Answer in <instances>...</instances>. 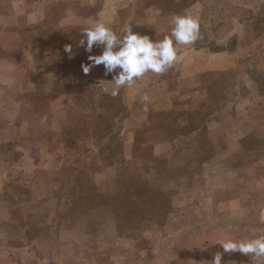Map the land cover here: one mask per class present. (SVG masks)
Here are the masks:
<instances>
[{"label":"crops","instance_id":"crops-1","mask_svg":"<svg viewBox=\"0 0 264 264\" xmlns=\"http://www.w3.org/2000/svg\"><path fill=\"white\" fill-rule=\"evenodd\" d=\"M184 14L199 16L201 39L180 46L181 59L167 72H149L115 97L109 94L115 73L105 75L103 65L83 73L81 64L89 63L87 56L102 52V47L94 46L92 53L78 47L83 29L93 23L103 21L121 37L131 25L133 32L158 41L170 34L173 16ZM65 44L72 45L71 57ZM178 90L204 96L221 92L230 101L241 91L247 95L230 105L216 94L213 101L195 102L190 97L174 101ZM261 100L264 0H0V264H176L185 256L181 247L186 242L174 235L191 236L197 225L206 223V199L194 201L199 210L194 215L184 196H171L165 218L189 221L165 239H156L161 233L151 227L135 240L118 233L111 212L112 189L127 182L130 166L142 169L143 151L150 152L151 161L164 170L167 159L185 153L184 146H190L208 123L220 121L224 108L237 103L242 109L261 107ZM96 116L106 118L98 122L101 126L92 123ZM167 118L177 133L159 142L165 134L161 121L166 124ZM68 124L81 131L67 133L63 128ZM41 125V133L33 131V126ZM50 162L57 165V172L66 164L79 172L87 162L96 163L94 170L105 179L77 181L74 188L92 199L86 212L76 217L64 212L70 211L75 199L63 196L73 182L62 175L53 184V195L44 194L43 187L34 197L15 191L23 178L39 185L44 180L39 164ZM10 172L20 177L9 181ZM155 180L162 185V179ZM190 187L189 183L183 189ZM96 195L102 197L97 203ZM36 202L43 205L34 206ZM201 215L205 222L190 221ZM64 222L70 227L63 231L58 225ZM78 222L81 228L76 227ZM217 233L215 237L222 235ZM37 236L53 237V249ZM219 239L202 241L181 264H210L215 253H224ZM139 240L145 241L144 246ZM101 256H105L102 262ZM227 261L222 255V264Z\"/></svg>","mask_w":264,"mask_h":264},{"label":"rangeland","instance_id":"rangeland-1","mask_svg":"<svg viewBox=\"0 0 264 264\" xmlns=\"http://www.w3.org/2000/svg\"><path fill=\"white\" fill-rule=\"evenodd\" d=\"M214 94L217 95L215 97L217 99H228L230 105L234 99L244 100L247 91H241L230 101V97L222 95L221 92H206V96H204V93H189L178 90L174 94L173 100L179 101L190 97L195 102L199 99L213 101ZM260 104L261 107L250 106L242 109L237 103L232 108H224L219 116L220 121L216 124L208 123L207 128L199 131V134L193 138L194 141L190 146L186 145V149L184 146L185 153L167 159L169 165L164 170L151 161L150 152L143 151L142 169L135 170L134 166H130L132 171L127 175V182L121 183L117 189H112L115 190V194L112 197L111 212L114 215L118 233L122 238L136 240L138 237L137 239H139L142 231L151 227H158L157 230L161 233L156 239H165L174 235L179 229L178 227L181 228L189 220L170 221L165 218L169 208L167 199H170L171 196H175L176 199L184 196L187 200L186 206L188 202L192 203L190 209L194 215L199 214L194 201L197 202L198 198H205L206 204H204L203 209L206 211L205 215L208 216L205 220L206 223L197 225V230L192 232L191 236H187L188 233L185 236L174 235L177 236V239L180 237L178 241L184 238L186 242L184 247L183 245L181 247L185 256L176 264L182 263L191 251L190 249L196 248L199 243L208 241V239L220 240L221 237V241L225 239L247 240L264 236V100H261ZM104 120L106 118L96 116L92 123L100 125L101 123L98 122ZM166 120V124L161 121V124H164L165 134H161L159 142L173 138L174 133H177L171 120L168 118ZM64 126L63 130L67 133L70 131L72 135L81 131L78 129L80 126H75V124ZM33 128V131L41 133L43 126H33ZM154 136L157 138V135ZM40 143L44 144L46 141L41 140ZM15 157L23 160L29 158L20 155ZM0 162L2 165V159ZM152 163L154 168L151 170L150 165ZM95 164L87 162L86 166L79 172H75L74 168L73 172L72 167H69L68 164L62 166L64 169L62 172H57V165L55 166L51 162L39 164L44 180L38 185L36 180L28 179V177V180L23 178L21 183H16L17 189L13 190L19 192L24 190L27 197L30 195L34 197L35 193L43 187L44 194L53 195L51 192L53 184L62 175L69 183L73 182V186L64 191L63 196H71L75 199V204L70 211L64 212L68 217H76L86 212L89 208V202L92 201L91 198H88L87 193L74 190L76 182L90 180L101 183L102 179H105L102 172L94 170ZM188 169H191V175H186L185 179V171ZM130 175L132 176L130 177ZM198 175L200 176L198 177ZM15 177H20V174L10 172L9 181L14 180ZM157 178L162 179L161 186H158V181L155 180ZM171 181L173 186L169 185ZM189 183L191 187L183 189ZM183 190L186 191V194L182 192ZM40 204L43 205V203L36 202L34 206ZM196 218L190 221L192 223L205 222L202 215L200 218L198 216ZM48 226L46 225V227ZM96 226L99 225L96 223ZM69 227L70 223L65 222L58 225V228H62L63 231ZM76 227L81 228L80 222L77 223ZM171 228L174 229L170 230ZM218 231L222 235L215 237L218 235ZM37 238L39 241H43L42 245H45L48 250L53 249V237H49L51 238L49 240H47V236L46 239L44 236H37ZM176 243V249H178ZM98 244L101 246V241ZM138 244L144 246L145 241L139 240ZM222 255L228 260L226 264H255L250 257L240 252L223 253ZM104 260L105 256H101V262ZM260 264H264V260H261Z\"/></svg>","mask_w":264,"mask_h":264},{"label":"clouds","instance_id":"clouds-1","mask_svg":"<svg viewBox=\"0 0 264 264\" xmlns=\"http://www.w3.org/2000/svg\"><path fill=\"white\" fill-rule=\"evenodd\" d=\"M171 24L170 34L157 41L148 35L133 32L131 25L123 29L121 37L107 23H93L83 29L78 47H83L86 53H92L94 46L102 47V52L87 56L89 63L81 64L83 73L87 75L92 68L100 65H103L105 75L115 73L110 81L114 87L109 93L115 97L122 87L133 86L149 72L157 75L167 72L181 59L180 46L194 45L201 39L198 15H176ZM64 51L71 57L72 45L65 44ZM142 99L148 101L149 98L144 95ZM217 244L224 253L240 252L250 257L255 264L264 260V236L247 240L225 239ZM210 264H222V254L215 253Z\"/></svg>","mask_w":264,"mask_h":264},{"label":"trees","instance_id":"trees-1","mask_svg":"<svg viewBox=\"0 0 264 264\" xmlns=\"http://www.w3.org/2000/svg\"><path fill=\"white\" fill-rule=\"evenodd\" d=\"M101 198H102V197H101L100 195H96V196H94V199H95L96 203L98 202L97 200H99V199L101 200Z\"/></svg>","mask_w":264,"mask_h":264}]
</instances>
